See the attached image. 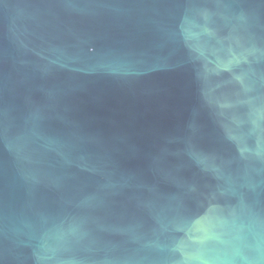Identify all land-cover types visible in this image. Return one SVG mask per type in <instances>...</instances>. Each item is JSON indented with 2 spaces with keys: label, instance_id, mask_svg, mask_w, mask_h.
Listing matches in <instances>:
<instances>
[{
  "label": "water",
  "instance_id": "obj_1",
  "mask_svg": "<svg viewBox=\"0 0 264 264\" xmlns=\"http://www.w3.org/2000/svg\"><path fill=\"white\" fill-rule=\"evenodd\" d=\"M0 264H264V0H0Z\"/></svg>",
  "mask_w": 264,
  "mask_h": 264
}]
</instances>
